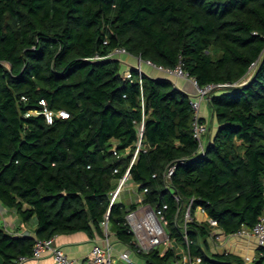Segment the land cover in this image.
<instances>
[{
    "label": "trees",
    "instance_id": "16d2710c",
    "mask_svg": "<svg viewBox=\"0 0 264 264\" xmlns=\"http://www.w3.org/2000/svg\"><path fill=\"white\" fill-rule=\"evenodd\" d=\"M118 48L165 69L181 62L201 87L234 86L209 97L204 153L193 98L137 67L126 78L122 56L108 57ZM46 110L69 118L49 124ZM128 170L123 189L133 186L136 202L112 203ZM0 202L35 225L31 236L0 224L1 264L31 257L37 240H103L104 222L147 264H183L186 254L247 264L211 251L215 228L197 211L225 237L263 214L264 0H0ZM140 205L162 212L165 251L139 249L126 217ZM252 264H264V247Z\"/></svg>",
    "mask_w": 264,
    "mask_h": 264
},
{
    "label": "built area",
    "instance_id": "2783aa9c",
    "mask_svg": "<svg viewBox=\"0 0 264 264\" xmlns=\"http://www.w3.org/2000/svg\"><path fill=\"white\" fill-rule=\"evenodd\" d=\"M129 55L128 52L124 48H118L114 50L108 57H118ZM96 59H100V57L96 56ZM142 64H146L149 67L162 72L167 77H175L189 80L194 88L197 91V96L191 100V106L194 112V120H193V136L199 142L200 145V152L204 153L205 150V141L204 137L209 131L208 124L203 122L200 117L201 112V104L204 101H208L211 93L219 89L220 86L224 85H208L205 87H201L195 78L190 77V75L184 71L182 63L180 62L179 66L176 69H165L163 67H158L152 62H143L139 59V64L137 69L139 70L141 76L143 75ZM126 78L132 79V74L128 71L125 74ZM141 82V81H140ZM244 84L246 83L243 82ZM44 104V103H43ZM46 121L49 124H52L55 118H62L67 119L69 118V114L65 111L59 112H52L46 110L44 112ZM143 132V124L140 130V137H142ZM141 147V142L139 141L138 148L134 153L133 162L135 161L139 149ZM175 170V166L169 168L166 173V179H170L173 175ZM129 179V170L124 175L123 179L120 181L119 187L117 190L112 194V203L115 202L119 197L120 193ZM176 200L179 202L180 198L178 196L175 197ZM190 208L189 206L186 214V221L191 220L190 215ZM201 209V208H200ZM203 213L205 211L201 209ZM127 223L129 224L131 231L135 234V238L137 241V245L141 251L149 252L151 249L160 246L164 243V238L169 241L167 233L165 231L166 222L163 219V214L161 211H156L150 206H143L139 207L136 211L129 213L126 217ZM209 224L211 227L218 229V222L214 219H208ZM7 228V223L3 225ZM103 227L105 229L104 244L95 243L90 251V254L87 259V264H116V259L114 257V248L112 243L109 240V228L108 222L103 223ZM26 235V234H23ZM231 237V236H229ZM233 237L238 238H254L257 241L258 247H264V210L263 214L260 216L258 222L252 229L241 228ZM56 238L57 236L47 239V240H37L33 249V254L31 257H20L17 261V264L26 262L29 259H33L34 261L38 262L40 258L45 253H51L54 259V264H79V262L73 258H70L64 249L61 246L56 245ZM215 239L217 241H221L223 239L222 234H215ZM136 256L131 251L124 252L119 257V260L122 261L123 264H147L141 260L137 261L134 257ZM202 260L200 258H194L191 260L189 256L186 254L183 257V264H201ZM37 264V263H36Z\"/></svg>",
    "mask_w": 264,
    "mask_h": 264
},
{
    "label": "crops",
    "instance_id": "0c3cea01",
    "mask_svg": "<svg viewBox=\"0 0 264 264\" xmlns=\"http://www.w3.org/2000/svg\"><path fill=\"white\" fill-rule=\"evenodd\" d=\"M123 63L124 69L126 71L130 70V68L137 67L139 64V60L133 56H122L118 57ZM142 69L144 73L153 76V77H167L162 72L154 70L146 64H142ZM170 78L176 88L191 96V98H195L197 96V91L189 80L175 78V77H167ZM200 117L203 119L209 126L212 122V115L210 112L208 101H204L201 104V112ZM205 143L207 142V137L204 139ZM129 189V188H128ZM134 192L135 188H131ZM131 190H128V192ZM132 193V192H131ZM135 194V193H134ZM136 202V201H135ZM197 220L199 222H207L208 217L205 213L201 211L199 208L197 211ZM7 223L6 231L13 235H23L30 234L34 235L35 225L32 223L24 225L22 224L17 214L5 208L0 202V224L4 225ZM214 234H222L220 229H215L213 231ZM109 240L114 248V257L116 259V264H123L122 261L119 260V257L124 252H130L128 247L124 244L120 243L114 234L109 233ZM104 239H91L84 233H76L69 236H57L56 245L61 246L66 254L79 262V264H87V259L90 254V251L95 243L104 244ZM210 248L213 253H234L242 256L247 264H252V261L255 259L258 251V244L254 238H238V237H225L223 235V239L221 241H212L210 243ZM133 257L139 261L137 256ZM54 264V259L51 253H45L38 262L33 259H29L26 262L20 264ZM1 264V260H0Z\"/></svg>",
    "mask_w": 264,
    "mask_h": 264
},
{
    "label": "rangeland",
    "instance_id": "374dc122",
    "mask_svg": "<svg viewBox=\"0 0 264 264\" xmlns=\"http://www.w3.org/2000/svg\"><path fill=\"white\" fill-rule=\"evenodd\" d=\"M246 81H248V80H246ZM242 85H244V83H241L239 86H242ZM217 92L220 93V91H217ZM131 188H134V187L129 185L125 189H123L122 196L118 198L121 202L125 203L126 205L130 204L132 201H136V199L134 197L135 194L134 195L129 194L130 192H133V190ZM128 190H131V191H129V193H128ZM140 207H143V205H140ZM30 224L32 225V223H30ZM170 246H171V243H170V241H168V239L165 236L164 243L160 246V248L162 249V251H165ZM178 252H181V249L178 248Z\"/></svg>",
    "mask_w": 264,
    "mask_h": 264
},
{
    "label": "water",
    "instance_id": "95a60500",
    "mask_svg": "<svg viewBox=\"0 0 264 264\" xmlns=\"http://www.w3.org/2000/svg\"><path fill=\"white\" fill-rule=\"evenodd\" d=\"M233 88H234V86H231V85H224V86L219 87V89H225V90H231Z\"/></svg>",
    "mask_w": 264,
    "mask_h": 264
}]
</instances>
